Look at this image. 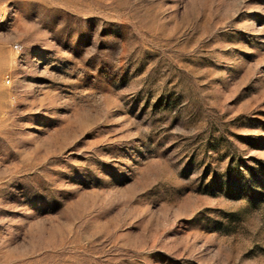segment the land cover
Returning <instances> with one entry per match:
<instances>
[{
    "label": "rangeland",
    "instance_id": "obj_1",
    "mask_svg": "<svg viewBox=\"0 0 264 264\" xmlns=\"http://www.w3.org/2000/svg\"><path fill=\"white\" fill-rule=\"evenodd\" d=\"M0 264H264V0H0Z\"/></svg>",
    "mask_w": 264,
    "mask_h": 264
},
{
    "label": "built area",
    "instance_id": "obj_2",
    "mask_svg": "<svg viewBox=\"0 0 264 264\" xmlns=\"http://www.w3.org/2000/svg\"><path fill=\"white\" fill-rule=\"evenodd\" d=\"M6 81H7V83H10V81H11V78L9 77V75H8V76H6Z\"/></svg>",
    "mask_w": 264,
    "mask_h": 264
}]
</instances>
